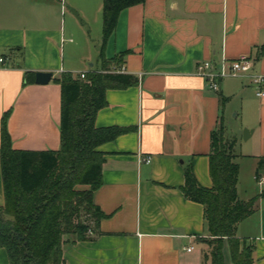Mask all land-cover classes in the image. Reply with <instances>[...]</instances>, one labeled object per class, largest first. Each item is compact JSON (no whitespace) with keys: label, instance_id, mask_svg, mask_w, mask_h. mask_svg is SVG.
Segmentation results:
<instances>
[{"label":"crops","instance_id":"crops-1","mask_svg":"<svg viewBox=\"0 0 264 264\" xmlns=\"http://www.w3.org/2000/svg\"><path fill=\"white\" fill-rule=\"evenodd\" d=\"M67 2L90 29L83 26L79 39L66 38L57 0H0V52L10 54V60L0 54V149L3 116L11 111L7 129L14 150H59L62 88L53 80L102 69L104 0ZM67 45L78 53L68 63ZM104 53L107 60L125 54L118 72L139 83L105 94L107 107L97 114V127L128 132L98 149L104 161L94 203L104 214L101 235L80 242L67 237L65 264H208L205 208L184 196L185 169L192 165L199 184L212 188V135L226 128L228 106L239 100L241 126L231 136L226 129L237 144L244 143L235 148L238 195L243 201L259 196L264 99L256 103V88L243 77L222 80L214 92L197 66L248 56L252 73L264 76V0H145L120 13ZM27 72H51L53 80L26 85ZM4 203L0 153V206ZM237 237L254 246L253 264H264V199L239 224ZM229 257L226 249V264ZM0 264H9L5 249Z\"/></svg>","mask_w":264,"mask_h":264},{"label":"trees","instance_id":"trees-1","mask_svg":"<svg viewBox=\"0 0 264 264\" xmlns=\"http://www.w3.org/2000/svg\"><path fill=\"white\" fill-rule=\"evenodd\" d=\"M144 2L104 0L101 71L87 73L85 79L64 73L53 80L62 88L59 150H14L7 129L11 111L4 114L0 153L5 203L0 206V249L6 250L9 264H65L67 237L74 236L80 242L101 235L99 223L104 214L94 203V194L102 185L104 161V154L98 149L128 129L98 128L96 118L107 107V90L126 89L139 83L138 77L118 72L125 54L107 60L104 50L116 30L120 13ZM35 77L34 72H27L25 84H34ZM236 145L237 139L230 138L224 126L213 133L210 189L199 184L192 165L185 169L182 192L188 200L204 206L208 237L216 244L210 256L203 257L211 264H226L225 241L232 264L254 263L255 248L240 241L237 229L256 212L264 191L250 201L239 198ZM261 173L264 157L258 164V179Z\"/></svg>","mask_w":264,"mask_h":264},{"label":"rangeland","instance_id":"rangeland-1","mask_svg":"<svg viewBox=\"0 0 264 264\" xmlns=\"http://www.w3.org/2000/svg\"><path fill=\"white\" fill-rule=\"evenodd\" d=\"M58 2V22L61 24H64L66 22V31H67V36L68 37H74V38H78L80 37V32L83 28V26H85V30L90 32V29L86 26V22L82 20V18L80 17V15L77 13V11L73 10V7L70 6V4L67 2V0H57ZM102 24H103V12H102ZM70 34H74L75 36H70ZM69 35V36H68ZM66 44H70V43H66ZM62 50V48H61ZM23 53V52H22ZM1 55H5L8 57V59L10 60L9 56V52L2 50L0 52ZM61 54V53H60ZM77 52L75 51H70L68 45L66 46L65 50H64V55H65V59H66V63H68L70 61V59H72V57L77 56ZM62 59H63V55ZM11 61H14V59L12 58ZM93 63V62H89L87 64V68H89V65ZM256 93V92H255ZM255 100L256 103L259 102V98L255 96ZM254 105V104H253ZM256 107V105H255ZM239 114V116H237ZM226 129H227V133L229 136L235 134L234 132L239 129V127L241 126V123L243 121L241 112H240V101L239 100H235L234 102H232L231 105L228 106L227 112H226ZM244 143H242L241 141H238V144L236 145V150H241V146H243ZM245 146V145H244ZM241 241V240H240ZM205 242H208L205 243ZM214 240L211 238H205L203 240V244H204V255L206 257L210 256V253L212 252V250L215 248L214 245ZM242 242V241H241ZM247 246L248 244L245 243ZM229 251L228 245L226 243V241L224 242V247H223V254H224V258H225V250ZM227 259V258H225ZM228 264H232L231 258H228ZM211 261V260H210ZM210 261H208V264H211ZM226 263V262H225Z\"/></svg>","mask_w":264,"mask_h":264},{"label":"built area","instance_id":"built-area-1","mask_svg":"<svg viewBox=\"0 0 264 264\" xmlns=\"http://www.w3.org/2000/svg\"><path fill=\"white\" fill-rule=\"evenodd\" d=\"M3 63L4 59H0ZM253 60L248 56L233 61L223 59L219 65H214L210 61H205L197 66V74L203 77L210 88L214 92L220 90L221 81L230 77L246 78L255 88L256 96L264 99V76L253 74ZM86 74H81L80 77L85 79ZM151 160L148 159L147 162ZM260 183H264V178L259 179ZM192 248L188 249L191 251Z\"/></svg>","mask_w":264,"mask_h":264},{"label":"water","instance_id":"water-1","mask_svg":"<svg viewBox=\"0 0 264 264\" xmlns=\"http://www.w3.org/2000/svg\"><path fill=\"white\" fill-rule=\"evenodd\" d=\"M53 80V73L51 72H38L36 73L35 83L37 85H48ZM249 137V131H244V140Z\"/></svg>","mask_w":264,"mask_h":264}]
</instances>
